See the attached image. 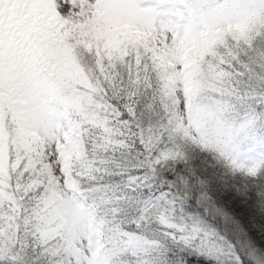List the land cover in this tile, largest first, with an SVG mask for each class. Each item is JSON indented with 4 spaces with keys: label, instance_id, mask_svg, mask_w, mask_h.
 <instances>
[{
    "label": "snow or ice",
    "instance_id": "snow-or-ice-1",
    "mask_svg": "<svg viewBox=\"0 0 264 264\" xmlns=\"http://www.w3.org/2000/svg\"><path fill=\"white\" fill-rule=\"evenodd\" d=\"M0 264H264V0H0Z\"/></svg>",
    "mask_w": 264,
    "mask_h": 264
}]
</instances>
